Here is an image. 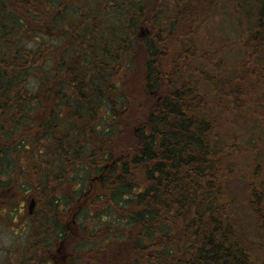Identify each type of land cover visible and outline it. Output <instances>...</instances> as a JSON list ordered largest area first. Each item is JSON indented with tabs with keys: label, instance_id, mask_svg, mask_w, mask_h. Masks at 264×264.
<instances>
[{
	"label": "trees",
	"instance_id": "1",
	"mask_svg": "<svg viewBox=\"0 0 264 264\" xmlns=\"http://www.w3.org/2000/svg\"><path fill=\"white\" fill-rule=\"evenodd\" d=\"M0 1V17L12 21L0 18V189L32 192L37 203H46L53 212L40 223L58 240L68 230L53 221L56 210L86 197L91 205L82 203L77 214L80 221H94L82 226L79 240L85 264H256L238 231L227 180L239 166L252 169L250 207L264 232V161L252 155L264 152V141L248 151L243 140H226L215 118L218 107L239 111L242 91L235 80L242 75L253 77L264 97V0H255L259 15L250 24L244 14L234 19L231 31L241 35L229 47L236 49L214 48L211 59L207 47L201 66L193 46L180 45L172 67L158 61V42L160 34L174 33L176 17L170 29L158 27L161 5L136 3L134 35L131 46L124 41V51L129 66L136 46L144 44L146 51L145 105L137 116L129 114L130 96L120 93L128 82L109 76L116 59L70 60L56 47L51 70L42 75L32 51H6L5 28L12 32L22 24L30 31L31 18L42 22L50 13L30 0ZM39 1L68 16L67 7L58 13L56 0ZM179 5L191 30L190 0ZM205 12L196 13L199 26ZM138 23L146 33L136 34ZM255 124L247 134L251 140L256 132L264 136V120ZM97 175L102 179L95 183Z\"/></svg>",
	"mask_w": 264,
	"mask_h": 264
},
{
	"label": "rangeland",
	"instance_id": "2",
	"mask_svg": "<svg viewBox=\"0 0 264 264\" xmlns=\"http://www.w3.org/2000/svg\"><path fill=\"white\" fill-rule=\"evenodd\" d=\"M145 1L148 7L157 4V2L161 5L156 14L158 27L159 25L161 27L169 25L168 29H170V24L175 21L174 18L176 17L174 33L160 34V41L158 42V46H160L158 61L165 64L170 63L171 67L173 66L174 57L181 52V46L184 47L185 44L193 46L191 49L195 52V58L201 66L204 62L207 63L205 59H199V57H203V52L207 54L205 51L207 47L212 48V53L209 52L207 56L208 58L211 57V59L213 58L214 48L236 49L237 46L229 47L235 44L236 39L241 35L238 34V37H235V32L231 31V26L235 24L234 19H238L239 15L244 14L247 17V23L250 24L249 21L259 15V4L255 0H190V10L191 13H194L191 19L193 22L191 31L190 27L184 24L183 10L179 5V0ZM1 3L2 1H0ZM30 3H40V5H43L42 9L44 8L50 14L43 15L45 20L43 19L42 22L34 21L35 18H31L30 20L34 26L30 31H27L22 24L18 26L17 30L12 29V32L11 30L8 32L9 27L5 28L7 44L3 45L6 51L17 50L22 52L23 55L32 51L34 60L41 66L42 75L43 72L51 70V61L54 60L56 47H58V52L62 56L65 54L66 59L70 60L74 59L76 55L78 58H83L82 61L84 62L94 61L95 58L98 64L116 59L119 63L113 64L116 62L114 61L113 65L110 64L111 71L109 76L115 77L112 79L116 81L121 78L124 83L128 82L120 93L125 96L129 95L131 98L128 101L131 104H129V108L127 107L130 111L129 114L137 116L140 111H143L142 106L145 105V100L142 94V62L146 60L144 44H139V47L136 46L135 58L131 61V66H129L128 55L124 51V49H128L124 45V41H126L128 46H131L128 42L129 39H133L134 35L130 31L131 26L137 23L134 21L133 9L136 3L140 5V0H136V2L135 0H56L55 8L59 7L58 13L64 11L62 6L63 8L67 7L68 16L53 14L50 6L42 1L30 0ZM202 9L206 12L203 15L204 20L199 26L198 21L196 22V13L197 11L202 12ZM152 12L151 10L150 13L152 14ZM0 18L5 24L12 26V21L8 15ZM21 21H23L22 15ZM146 21L149 23L150 20L146 18ZM189 31L191 32L188 34ZM144 33H146V29L140 30L138 23L136 34ZM174 37L178 40L171 42ZM231 38L235 40H230ZM237 42L239 43V40ZM247 49L250 48L247 47ZM61 58L59 57V59ZM214 61L216 62V58ZM239 65L241 66V63ZM113 67L121 69L120 73H116ZM235 81L242 91L239 97L240 107L237 108L239 111L232 107L229 109L223 106L222 109L218 107L217 111L220 112H218V116L215 119L219 123V129L226 140L230 142L234 139H241L248 145L249 148L246 149L253 152L255 142L264 141V136L256 132L254 133L255 139L251 140L247 134L251 133L256 127V120H264V97L260 95L261 93L255 91L257 88H254L253 77L242 75ZM126 99L128 100L129 97H126ZM235 112L238 113L235 115ZM137 125L139 124L135 123L132 127ZM256 153H252V155L264 161V152ZM237 172L236 176H229L227 185L229 196L232 203L235 204V219L238 231L242 234L241 237L244 238L246 245L253 251L255 263L264 264V232L260 227L259 219L251 211L250 207L252 198L250 196L249 183L251 181L255 182V176L252 169L243 170L241 166L238 167ZM243 174L248 176L244 177L242 176ZM95 181L93 180V182ZM13 190L14 187H12L11 191L13 192ZM1 196L0 203H3ZM12 196L17 202L21 203L24 201L27 208L33 197L32 192L27 194L25 191L20 190H15ZM82 203L91 205L86 197L81 198L77 202L66 204V207L61 210H56L57 215L53 218V221L61 222L65 227L72 230V233H66L62 239L65 241L62 246L66 255L60 261V264H85L87 262L84 259V254L81 253V250H78V245L79 240L82 238V226L89 227L93 225L94 221L79 220L77 214L82 209ZM11 206L4 207L3 204H0V214H3L4 210H9L8 207L11 209ZM15 206L18 208L17 203L13 204V207ZM35 209L33 217L27 219L25 215L21 217L23 222V219H26L28 223V227L23 230L22 235L21 229L16 227V221L10 220L8 216L3 219L0 217V264H55L52 258L58 256L57 250L60 241L57 240L55 234H50L52 232H48V235L45 234L43 225L40 223L41 219L50 217L53 210H49L46 203H38ZM90 210L91 207H89ZM9 223L15 224L12 227L13 229L10 228ZM25 225L24 223L21 227L23 228ZM47 241H49L48 249L44 251L41 243L46 246ZM101 260H103L102 257Z\"/></svg>",
	"mask_w": 264,
	"mask_h": 264
},
{
	"label": "flooded vegetation",
	"instance_id": "3",
	"mask_svg": "<svg viewBox=\"0 0 264 264\" xmlns=\"http://www.w3.org/2000/svg\"><path fill=\"white\" fill-rule=\"evenodd\" d=\"M2 202L3 203H0V204H3L4 207L11 206V205L12 206H11V209H10V207H8L9 210H4L3 209L4 213L3 214L1 213L0 217L3 219L5 217L7 218V216H8L9 219L16 221L18 223V225L20 224L18 228L21 229V235H22L23 230L28 227V223H27L26 219L30 218V217H33L35 215V211H36L35 207L38 205V203H33L32 208H30V206L28 205V208H27V206L25 205L24 201L21 202V203L20 202H16L18 204V208H17L16 206L13 207V204H16V203L11 202V200H2ZM23 215H25V218H26V219H23L24 222L22 221V218H21V217H23ZM37 219H38V217H37ZM24 223L26 225L22 228L21 226H23ZM8 225L11 226V223H9ZM67 229H68V231L70 233H72L71 228L70 229L67 228ZM15 233L18 234L17 232H15ZM42 244L43 243H41V245ZM57 251H58V256L57 257L54 256L52 259L55 261V264H60V261L65 258L66 254H65V252L63 250V246L61 244H59ZM63 252H64V254H63Z\"/></svg>",
	"mask_w": 264,
	"mask_h": 264
}]
</instances>
